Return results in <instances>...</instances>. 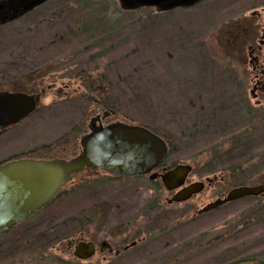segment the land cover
Returning <instances> with one entry per match:
<instances>
[{
    "label": "rangeland",
    "instance_id": "rangeland-1",
    "mask_svg": "<svg viewBox=\"0 0 264 264\" xmlns=\"http://www.w3.org/2000/svg\"><path fill=\"white\" fill-rule=\"evenodd\" d=\"M77 1L45 0L0 23V91L40 94L29 116L0 130V164L72 158L100 116L102 125L120 121L162 132L165 164L192 167L186 182L217 180L168 203L171 195L157 180L89 170L0 234V264H264V195L197 214L235 186L264 181V92L252 91L248 50L264 37V0H99L97 21L110 40L94 44L96 59L77 54L69 35ZM111 2L119 10L107 15ZM13 10H0V19ZM92 67L102 75L97 81L107 80L102 96L118 100L115 108L96 110L101 95L80 86ZM210 160H226L236 172H206ZM77 240L95 242L96 252L76 258L67 245Z\"/></svg>",
    "mask_w": 264,
    "mask_h": 264
},
{
    "label": "water",
    "instance_id": "water-1",
    "mask_svg": "<svg viewBox=\"0 0 264 264\" xmlns=\"http://www.w3.org/2000/svg\"><path fill=\"white\" fill-rule=\"evenodd\" d=\"M45 0H5L0 10L14 8L2 21L11 20L38 6ZM137 5H159L170 0H124ZM171 5L189 4L195 0H172ZM251 47H248L250 52ZM250 54V53H249ZM40 94L21 91H0V130L17 124L29 116L37 106ZM108 113L104 112L103 117ZM95 116L89 131L79 140V152L69 159L20 158L0 164V234L32 215L48 204L84 168L99 169L112 176H141L155 178L156 169L166 159L168 146L164 139L148 127L115 121L102 125ZM94 122H98L96 125ZM190 164H176L159 174L163 186L173 190L183 185L191 172ZM210 181L209 177L205 178ZM204 188L203 181H196L176 191L168 203L183 202ZM264 181L255 185H238L197 210L208 212L225 203L247 197L263 196ZM94 253L92 242H78L73 255L87 259ZM233 264H259L257 261H241Z\"/></svg>",
    "mask_w": 264,
    "mask_h": 264
},
{
    "label": "trees",
    "instance_id": "trees-1",
    "mask_svg": "<svg viewBox=\"0 0 264 264\" xmlns=\"http://www.w3.org/2000/svg\"><path fill=\"white\" fill-rule=\"evenodd\" d=\"M237 0H233L231 2V5H233ZM97 2H100L99 0H96L94 4H85L86 2L84 0L80 1L78 0L76 2V24L73 23L71 25V30L69 31L70 37L76 38V47H77V54H81L87 58L90 56V53L92 54V57L96 59V56H94L96 47L94 44H97L100 40H110L109 37H107V31H102L101 29V23L98 22V17L99 14L95 13L94 6ZM112 8L111 12L108 13L107 15H111L112 13H116L119 8L115 5L114 2H111ZM92 5V8H90ZM69 7V6H68ZM66 14L75 11L72 7L67 8L65 10ZM29 12V11H28ZM25 12L23 14L27 15ZM22 14V15H23ZM72 14V13H70ZM21 16V15H20ZM19 17V16H17ZM15 17V18H17ZM14 19V18H13ZM12 20V19H11ZM11 20H5V21H11ZM0 23H2V19H0ZM69 37V38H70ZM97 68L92 67L90 71H87L86 73L82 74V76L79 79V84L81 87H84L87 89L89 92L95 93V95H101L99 97V103H97L94 108L96 110H101L104 107H110V108H115L114 106L117 105L118 100L113 99L114 101L107 100V97H103V93L105 92L104 88L106 87V82L107 80H101L97 81L95 78H102L101 73H99ZM106 96V95H104ZM81 98L86 102V97L85 94H81ZM109 98V97H108ZM111 98V97H110ZM105 99V100H103ZM87 103V102H86ZM79 125L82 126V120H79ZM145 126V125H144ZM150 130H152L154 133L160 135L162 138L166 139L167 137L157 129L153 128L152 126H146ZM81 131L83 128L81 127ZM79 132L81 133V131ZM172 150V147L170 146L169 151ZM227 161L226 160H210L209 162L206 163V172H215V171H220L224 172L226 175H232L236 172V169H233L231 166L226 165ZM259 197V196H256ZM255 197V198H256ZM248 198V197H246ZM31 230V229H30ZM241 261H246V260H239L233 263L241 262ZM230 263V264H233ZM262 263V262H261ZM263 264V263H262Z\"/></svg>",
    "mask_w": 264,
    "mask_h": 264
},
{
    "label": "flooded vegetation",
    "instance_id": "flooded-vegetation-1",
    "mask_svg": "<svg viewBox=\"0 0 264 264\" xmlns=\"http://www.w3.org/2000/svg\"><path fill=\"white\" fill-rule=\"evenodd\" d=\"M263 46H264V37H263V39H261L259 42H258V44L256 45V46H250L251 47V49H250V52H251V54H250V56H251V59H252V63H251V65H252V68L254 69V71L256 72V74L254 75V77H253V79H252V81H253V93H254V91H256V90H258V91H260V92H264V64H262V48H263ZM174 165H168V164H165V161L160 165V167L158 168V169H156V172L158 173V175L155 177V178H152V179H150L149 178V175L148 174H145V175H141V176H145L148 180H152L151 182H153V181H159V184L163 187V189L166 191V192H168V193H170V198L172 197V195L176 192V191H178L180 188H182L183 186H185V185H188L189 183H192V182H186V179H187V177L185 178V181H184V183H183V185L181 186V187H179V188H176V189H173V190H167L164 186H163V183H162V181H161V179H160V176H159V174H162L165 170H167V169H170V168H172ZM89 170H94V169H90V168H84V170L81 172V173H79L78 175H76L70 182H73V181H75V180H79V179H81V177H82V174H85L87 171H89ZM191 173V172H190ZM189 173V174H190ZM109 175V174H108ZM110 176H112V175H110ZM112 177H119V176H112ZM137 177H140V176H137ZM206 178V177H205ZM205 178H204V180H203V182H204V187H205V183H206V181H205ZM217 180V177H213V178H210V181L209 182H207V184H212L214 181H216ZM69 182V183H70ZM155 189H156V187H155ZM153 191H154V189H152ZM192 196H194V195H192ZM191 196V197H192ZM190 197V198H191ZM169 198V199H170ZM34 214V213H33ZM31 216V215H30ZM29 217V216H28ZM28 217H26L25 219H27ZM24 219V220H25ZM24 220H22L21 222H23ZM20 222V223H21ZM80 241H83V242H89V240H77L76 241V243L74 244V242H69V244L67 245V249L68 250H71V253H73L72 251L74 250V246L75 245H77L78 244V242H80ZM90 242H92L93 244H94V253L96 252V243L95 242H93V241H90ZM123 250H125L126 248L124 247V248H122ZM93 253V254H94ZM118 253H119V251L117 250V251H115V255H118ZM258 263L259 264H262L261 262H259L258 261Z\"/></svg>",
    "mask_w": 264,
    "mask_h": 264
}]
</instances>
